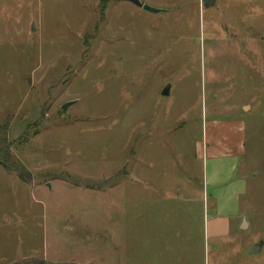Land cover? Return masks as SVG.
<instances>
[{"label":"rangeland","instance_id":"374dc122","mask_svg":"<svg viewBox=\"0 0 264 264\" xmlns=\"http://www.w3.org/2000/svg\"><path fill=\"white\" fill-rule=\"evenodd\" d=\"M140 2L0 0V264H264V0ZM203 144L245 182L219 247Z\"/></svg>","mask_w":264,"mask_h":264},{"label":"crops","instance_id":"0c3cea01","mask_svg":"<svg viewBox=\"0 0 264 264\" xmlns=\"http://www.w3.org/2000/svg\"><path fill=\"white\" fill-rule=\"evenodd\" d=\"M197 149L198 155L196 157L198 158L202 154V161L205 162V167L201 175V188L196 200L205 202L206 207L213 214L211 222L208 223L206 234L213 237L219 247L221 241L231 240L237 235L236 230L244 232L248 225L247 220L244 219L245 217L237 213L236 209L234 210L235 197L233 194L236 196L242 194L245 183L241 177L231 179L233 167L238 162V159L235 158L240 155V150L238 149L239 153L237 152L238 150H235L234 153L229 151L220 153V150L208 148L204 144L201 149ZM215 162H223V166L226 164L228 171H224L223 168L219 171L216 170Z\"/></svg>","mask_w":264,"mask_h":264},{"label":"water","instance_id":"95a60500","mask_svg":"<svg viewBox=\"0 0 264 264\" xmlns=\"http://www.w3.org/2000/svg\"><path fill=\"white\" fill-rule=\"evenodd\" d=\"M122 1H127V2H130L131 4L135 5L136 7H139L141 8L143 11H146L148 13H152V14H161V13H164V10H161V9H154V8H151L150 6H147V5H143L141 4L140 0H122ZM204 3L206 5H210V6H213L214 4V0H204ZM163 95L166 94L167 95V88L164 89ZM72 103H67V104H64L62 107H61V110L62 111H65ZM260 248H261V244H257V245H254L253 247V250L252 252L254 254H257L259 251H260Z\"/></svg>","mask_w":264,"mask_h":264}]
</instances>
